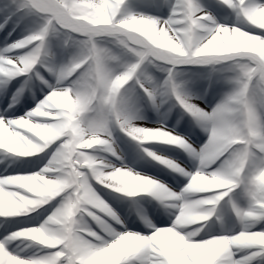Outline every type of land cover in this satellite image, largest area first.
I'll use <instances>...</instances> for the list:
<instances>
[{
  "label": "clouds",
  "instance_id": "clouds-1",
  "mask_svg": "<svg viewBox=\"0 0 264 264\" xmlns=\"http://www.w3.org/2000/svg\"><path fill=\"white\" fill-rule=\"evenodd\" d=\"M215 3L0 2V165L35 163L0 175V264H264V0Z\"/></svg>",
  "mask_w": 264,
  "mask_h": 264
},
{
  "label": "bare ground",
  "instance_id": "bare-ground-1",
  "mask_svg": "<svg viewBox=\"0 0 264 264\" xmlns=\"http://www.w3.org/2000/svg\"><path fill=\"white\" fill-rule=\"evenodd\" d=\"M202 3L208 8L209 11H211L212 13H214L217 17H221L223 16L225 13L224 11L218 7L215 3V0H202ZM18 14V17L20 15V13H17ZM15 14H12L11 15V19L8 20V23L7 25L5 26L4 30L1 31V35H2V38L3 40H5V38L7 37L8 39H18L22 33V29L24 27V24L21 23L20 27H17L15 31H12L13 27L15 26V23L17 21L18 18H15L13 17ZM6 17H0V24L4 23ZM9 32H12V35L10 37H8V33ZM191 71L193 72H196V71H199L198 69H192ZM16 82L13 83V86L15 85ZM17 86V84H16ZM200 88H202L203 86L202 85H199ZM39 93L37 94V98L39 99ZM209 100H211V97H209ZM33 104L32 101H29V104ZM2 107V106H1ZM23 113V108L21 109H16L15 110V115L17 114H22ZM176 113L177 112H173L171 114V116L168 118V127H172L175 122H176ZM146 115H147V122L149 124L151 123H154L155 120H156V117L153 116L152 112L151 111H147L146 112ZM177 131L178 132H182V133H186L187 131L188 132H191L189 128L185 127V126H182V125H179V127L177 128ZM192 133H193V136H197L199 135L198 133L194 132V130H192ZM200 144V142L197 141V145ZM121 148L123 149V151L125 152L126 154V157H127V163L135 166V168L144 173V174H147V175H150V176H153L157 179H160L162 180L163 182L169 184L171 187H173L174 189H177L182 186V183L178 180V178H174L173 176L171 175H168L167 173H165L163 170H161L160 168L158 167H155V166H151L149 164H146L144 162H138L135 160V156L132 152V149L124 142H121ZM163 150V149H162ZM128 152H132V154L130 156H128ZM167 152V151H166ZM175 156H177V154H175ZM179 160L181 161H186L184 156L182 157V155L179 157ZM187 163V162H186ZM190 166V165H189ZM32 170V168L28 167H22V168H15V169H9L7 172H5L4 170V165H0V175H6V174H14L16 171H30ZM110 203L113 204V207H115L117 209V207H119L118 204H116L115 202H111L109 200ZM123 211H121V209ZM120 208L117 209V211H119L121 213L122 216H125L127 213H126V208L123 206V205H120ZM152 211L154 213H156V211L152 210L150 208V212L152 213ZM128 227L130 230H135V231H144L140 225L138 223H135L133 220H129V223H128Z\"/></svg>",
  "mask_w": 264,
  "mask_h": 264
},
{
  "label": "rangeland",
  "instance_id": "rangeland-1",
  "mask_svg": "<svg viewBox=\"0 0 264 264\" xmlns=\"http://www.w3.org/2000/svg\"><path fill=\"white\" fill-rule=\"evenodd\" d=\"M0 2H2V0H0ZM8 15H12V13H11V12L6 13V12H3V11H0V17H7ZM13 17L18 18V14L15 13V15H14ZM1 36H2V35H1V33H0V46H2L3 43H4V41H5V40H3V38H2ZM12 40H13V39H8V42H11ZM13 83H14V82H13ZM15 87H16V83H15L14 86H13V84H12V85L10 86V91H11V90H14ZM39 98H40V97H39ZM29 101H30V100L25 99L24 104L21 105L20 107H18L17 109L19 110V109L23 108V111H25V110H27L28 108L32 107V106H33L32 103H31L30 105H27V104H29ZM0 107H1V106H0ZM22 114H23V113H22ZM16 115H17V114H16ZM18 115H21V114H18ZM181 123H182V125H184V126L189 125V122H188V121H187V122L182 121ZM195 140H197L198 142L202 143V142H203V137L200 136V135H197V136L195 137ZM197 141H196V142H197ZM171 152H175L176 154H178V155H180V156L182 155L181 153L176 152V151H171ZM165 154L171 156V154H169L168 152H165ZM175 158H176V157H175ZM24 167L34 168V167H35V163H34V162H33V163H29V164L25 165ZM178 180H179V179H178ZM179 181H180L181 183H183L181 180H179ZM106 198H107V197H106ZM110 201H112V200H110ZM112 202H115V201H112ZM152 217H153V216H152ZM153 219H154V221L156 222L157 226H161V227H163V226H167L168 221H167V219H166L165 217H163L161 214H160L159 216H157V220H156L155 216L153 217ZM17 226H18V225H17L15 222L10 223L9 225H7V230H14ZM5 230H6L5 228H0V235H3L4 232H5Z\"/></svg>",
  "mask_w": 264,
  "mask_h": 264
}]
</instances>
